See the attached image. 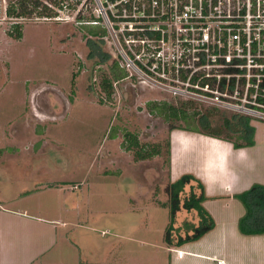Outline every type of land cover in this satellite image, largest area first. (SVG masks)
<instances>
[{"label":"rangeland","instance_id":"374dc122","mask_svg":"<svg viewBox=\"0 0 264 264\" xmlns=\"http://www.w3.org/2000/svg\"><path fill=\"white\" fill-rule=\"evenodd\" d=\"M38 1L37 11L53 10L54 0L25 3L31 9ZM69 3L74 9L61 13L67 21H23L20 37L11 22L0 24V264H175L167 229L173 225L175 243L197 222L187 210L172 218L169 120L150 115L148 103L193 102L200 113L217 108L175 98L137 77L115 83L108 100L97 90V72H109L115 60L119 75L128 73L105 29L84 24L93 16L83 0ZM90 34L106 36L97 55L110 53L111 62L88 58ZM217 110L216 124L232 115ZM250 124L257 162L264 157V121ZM126 131L142 144L160 143L162 151L138 159L125 151ZM37 147H46L45 154ZM189 194L186 186L182 203Z\"/></svg>","mask_w":264,"mask_h":264},{"label":"built area","instance_id":"2783aa9c","mask_svg":"<svg viewBox=\"0 0 264 264\" xmlns=\"http://www.w3.org/2000/svg\"><path fill=\"white\" fill-rule=\"evenodd\" d=\"M16 7L0 0L1 25L20 21ZM83 8L94 17L84 24L112 39L124 79L264 121V0H83ZM61 13L44 19L67 21Z\"/></svg>","mask_w":264,"mask_h":264},{"label":"crops","instance_id":"0c3cea01","mask_svg":"<svg viewBox=\"0 0 264 264\" xmlns=\"http://www.w3.org/2000/svg\"><path fill=\"white\" fill-rule=\"evenodd\" d=\"M254 147L235 149L231 143L216 138L183 132L174 134L172 182L186 173L194 176L198 181L191 182L189 188L194 187L193 190L200 194L198 185L204 186L206 199L203 206L213 217L215 225L200 239L176 245V257L171 263L264 264V234L249 236L240 232L239 221L245 209L235 198L236 194L249 190L254 184L264 185V157L256 158V162L250 154V148ZM28 175L32 176L33 171ZM191 212H194L197 227L200 218L196 211ZM194 228L189 235L193 234ZM170 246L173 247L174 243Z\"/></svg>","mask_w":264,"mask_h":264},{"label":"trees","instance_id":"16d2710c","mask_svg":"<svg viewBox=\"0 0 264 264\" xmlns=\"http://www.w3.org/2000/svg\"><path fill=\"white\" fill-rule=\"evenodd\" d=\"M64 3L66 5H63ZM40 4V1L32 3L30 9L28 4L25 3V0H22L17 8L11 10V13L16 18H27L34 13L36 14V17L39 18H53L58 14L57 12L53 13V10H49L50 13H43V9L37 11L40 9ZM54 4L60 9H64L65 7L66 9H74L69 3V0H63L61 3H59L58 0H54ZM14 26H16L18 36L20 37L22 35L21 25L17 24ZM118 65L119 63L117 61L112 65V76L114 80H123L127 74L121 77L117 71ZM110 88L111 86L108 85V87H106L107 91H109ZM157 109L158 114L167 113L166 116L170 120L182 121L184 123V127L180 126L177 128H185L189 131L198 132V127L201 126L202 128L200 129H203L207 136L232 143L235 149L253 147L256 144L255 128L251 126V119L248 117L232 115L231 117L225 118L223 127L213 128L207 116L198 118L201 110L198 109L197 105L194 103L184 102L177 105L165 103L163 106L157 107ZM208 111L209 113H206L208 115L213 116L216 114L215 110V112L213 110ZM134 145L137 148L136 154L138 159H149L160 154V151L154 147H152V151H148L144 145H140L136 138H134V142L131 145H128L127 142L125 144L127 149H130V146L133 147ZM194 178V176L186 174L170 185L172 218L174 219L176 213L182 208L189 212L196 211L200 218L199 225L194 228L193 234H187L184 238L180 237L177 240V243H174V245L177 246H182L186 243L200 239L204 234L212 230L215 225L213 217L203 206L206 196L202 184L198 185L201 190L200 194H197L195 190H192L190 196L186 198L183 203L181 201L180 194L185 190L186 185L194 181ZM235 198L242 203L245 209V214L239 221L240 232L249 236L264 234V185L254 184L249 190L236 194ZM172 231L173 225L169 226L165 234V241L168 245L173 244L171 236Z\"/></svg>","mask_w":264,"mask_h":264},{"label":"flooded vegetation","instance_id":"af4514ba","mask_svg":"<svg viewBox=\"0 0 264 264\" xmlns=\"http://www.w3.org/2000/svg\"><path fill=\"white\" fill-rule=\"evenodd\" d=\"M51 7H52V9H53V13H59V11H63V9H60V8H58V7H56V5L53 3L52 5H51ZM41 8V7H40ZM34 18H38V19H41V20H43V21H48V20H46V19H44V18H39V17H36V14L34 13V14H32L31 16H29V17H27V18H21L20 19V21L18 22V23H14L12 26H14V25H21L22 24V22L23 21H27V20H30V19H34ZM48 22H58V21H56V20H49ZM91 36H89L88 38H87V48L89 49V53H88V58L90 59V60H94L95 58H98V59H100V62H101V64H103V65H105L107 62H111V57H110V53H106V55H104V56H100V58L98 57L99 56V54L97 55V53H98V49L97 48H100L101 47V45L99 44H97L98 42H101L100 40H104L105 38L104 37H98L99 35H97V34H90ZM99 38L98 40L99 41H97L96 40V38ZM103 42V41H102ZM102 44V43H101ZM100 46V47H99ZM115 63V60L114 61H112V64L110 65V67H109V72H102L101 70H99L98 72H97V90L99 91V92H101V93H103L105 96H106V98L108 99V100H113V98H114V96H115V92H116V84L115 83H117V82H119V81H121V80H114V78H113V76H112V65ZM103 70V69H102ZM93 81V77H91V90H94L95 88V84H94V82H92ZM108 85L109 86H111V88L109 89V91H107V89H106V87H108ZM174 99V98H173ZM159 102V103H158ZM173 102V101H172ZM171 101H169V100H161V101H151V102H149L148 103V105H152L151 106V109H150V115H152L153 116V114H158V109H157V107H161V106H163L165 103H167V104H174V105H177V104H182V103H184V101H180V102H178V103H172ZM191 103H193V102H191ZM62 105V104H61ZM56 110V109H55ZM215 111H216V114H218L219 113V111L217 110V109H214ZM155 112V113H154ZM206 113H209V111H206L205 113H200V115H199V117L198 118H200V117H202V116H207V118L210 120V122H211V126L213 127V128H218V127H223V125H224V120H225V118L227 117V116H225L224 118H223V120L221 121V123H219V124H216V123H214V120H213V117L216 115H208V114H206ZM159 115H161V116H163V117H165L164 119L166 120V121H168L169 120V122H168V124H169V130H170V134H169V140H168V142H167V148H168V152H170V158H171V153H172V144H173V136H174V134L176 133V132H183V133H187V134H195V135H200V136H205V137H209V136H207L206 134H205V132H204V130L203 129H200V128H202L201 126H199L198 128H199V131L198 132H193V131H189V130H186L185 128H177V127H180V126H177V124H175L174 122L175 121H172V120H170L169 118H167V113L166 114H159ZM182 122V121H181ZM183 123V122H182ZM184 127V126H183ZM122 136H123V139H124V141H125V144H126V142L128 143V145H131L133 142H134V138H136L137 140H138V142L140 143V145H144V147L148 150V151H152V147H154V148H156L157 150H159V151H162V145L159 143V144H147V143H144V144H142L140 141H139V136L135 133V132H131V131H126V133L125 134H122ZM117 137L115 136V139H116ZM209 138H212V137H209ZM124 144V143H123ZM122 146V145H121ZM124 147H125V151L126 152H132V151H135V154H136V152H137V148L135 147V145L132 147V146H130V149H127V147L124 145ZM10 150H8V152L10 153L11 151L13 152V151H15L16 149H13V148H9ZM33 149H35V148H33ZM36 149H38V152L40 153V151H42L44 154H45V150H46V147L45 148H43V147H41V148H36ZM161 149V150H160ZM7 151V150H6ZM3 151H1L0 150V153H2ZM16 152V151H15ZM16 153H18V151L16 152ZM43 153H41V155L43 154ZM44 160H45V158H44ZM146 159H144V161H145ZM44 163H45V161H44ZM41 164V163H40ZM56 165V164H55ZM42 166L43 167H45V168H47V166H48V161H46V163H45V165L44 164H42ZM56 167V166H55ZM49 172H50V170H49ZM52 172V171H51ZM132 180H135V179H133V177L131 178ZM180 179V178H179ZM135 181H137L138 182V184L139 183H141V182H139L138 180H135ZM172 183H174V182H172ZM191 184V183H190ZM190 184H188V185H186L187 187L190 185ZM141 186V185H140ZM142 187V186H141ZM193 189H195L194 187H190V193H191V191L193 190ZM194 191V190H193ZM183 193V192H182ZM189 196H190V194H189ZM180 198H181V194H180ZM187 198V197H186ZM177 243V241L175 242V244ZM172 249L174 250V252H176V250H177V247H176V245H174L173 247H172Z\"/></svg>","mask_w":264,"mask_h":264}]
</instances>
